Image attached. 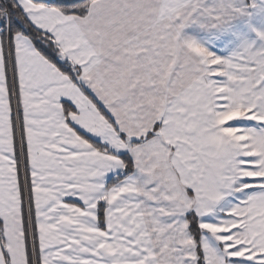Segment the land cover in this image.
I'll return each mask as SVG.
<instances>
[{"label": "snow or ice", "instance_id": "snow-or-ice-1", "mask_svg": "<svg viewBox=\"0 0 264 264\" xmlns=\"http://www.w3.org/2000/svg\"><path fill=\"white\" fill-rule=\"evenodd\" d=\"M0 264H264V0H0Z\"/></svg>", "mask_w": 264, "mask_h": 264}]
</instances>
